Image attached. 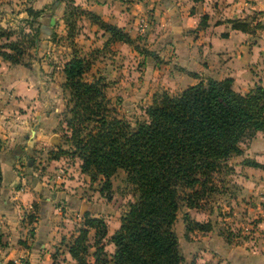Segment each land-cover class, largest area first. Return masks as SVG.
<instances>
[{
  "label": "crops",
  "instance_id": "obj_1",
  "mask_svg": "<svg viewBox=\"0 0 264 264\" xmlns=\"http://www.w3.org/2000/svg\"><path fill=\"white\" fill-rule=\"evenodd\" d=\"M36 1L43 4L48 0ZM71 3L120 27L131 38H143L148 49L141 54L143 79L140 84L132 83L143 89V99L148 97L146 93L150 99L157 85L178 91L207 76H228L231 86L240 92L254 83L264 86V0H72ZM47 11L43 8L40 12L39 31L33 37L37 56L43 48L50 49L52 43L46 39L53 31L49 23L52 15ZM58 16H52L57 26L61 22ZM139 18L143 20L142 28L138 27ZM232 20H239L246 27H232ZM81 23L84 26L75 39L83 43L90 44L98 37L92 44L97 45L107 35L87 17ZM62 27L65 30L64 23ZM54 48L52 44V52ZM47 55L33 59L30 67L0 55V231L3 240L0 264L7 259L18 263L16 258L23 262L20 264H62L70 259L67 248L59 255L54 252L56 240L64 233L56 219L69 221V216L63 217L57 210L62 204L57 206L56 201H61L64 189H56L58 183H53L56 179L65 181L61 184L63 188L69 181L58 171L51 177L43 174L41 165H45V170L56 165L60 155L37 158L35 150L52 149L50 144L59 139L58 133L52 131L59 116L50 115L45 109L62 102L38 93L42 83L54 84L58 89L62 82L59 66L55 82L45 81L44 77L49 78ZM58 56L56 50L55 56L51 55ZM31 162L39 166L37 172L30 166ZM215 242L216 253L209 257L216 260L221 253L222 258L234 262L231 246L221 240Z\"/></svg>",
  "mask_w": 264,
  "mask_h": 264
},
{
  "label": "trees",
  "instance_id": "obj_2",
  "mask_svg": "<svg viewBox=\"0 0 264 264\" xmlns=\"http://www.w3.org/2000/svg\"><path fill=\"white\" fill-rule=\"evenodd\" d=\"M26 10L34 15L42 11ZM88 13L112 37H128L120 27ZM231 22L232 27H246L239 20ZM5 43L10 45L11 40ZM0 55L11 57L1 48ZM85 67V58L77 53L62 64L63 86L70 102L64 116L68 147L57 151L76 155L81 171L101 179V192L108 190L110 176L123 170L136 197L106 239L112 243L110 252L100 240L106 232L104 221L83 214L84 226L67 247L69 255L77 264H181L172 228L179 205L182 201L187 207L199 205L214 188L212 181L229 155L240 153L242 139L254 130L264 133V86L254 83L240 92L231 86L228 76L199 78L174 94L154 92L144 107L145 119L131 122L109 114L103 83L99 78L83 79ZM246 163L262 165L257 160ZM183 220L185 231L212 227L209 220L193 219L187 212ZM88 227L94 229L90 263L85 260L90 246ZM2 264L18 263L7 259Z\"/></svg>",
  "mask_w": 264,
  "mask_h": 264
},
{
  "label": "rangeland",
  "instance_id": "obj_3",
  "mask_svg": "<svg viewBox=\"0 0 264 264\" xmlns=\"http://www.w3.org/2000/svg\"><path fill=\"white\" fill-rule=\"evenodd\" d=\"M29 7L42 11L46 8L49 16L59 14L58 17L61 18L59 26L54 24V20L50 24L53 31L46 37L52 42L50 49L45 47L40 50L41 55L48 54L47 57L50 60H47L49 68L46 74L49 78L44 77L46 82H55L58 66L62 68L63 62L73 53H77L86 61L82 78L85 80L99 78L103 83L109 114L131 122L145 119L144 107L150 102L154 92L165 90L174 94L179 91L157 85L150 99L149 93H146L148 97L143 99V89L140 90L138 86L132 85L134 82L140 84L143 79L141 54L148 51L143 38L141 36L131 38L129 35L122 39L112 37L99 21L94 20L87 11L79 8V5L72 4L71 0H48L43 4L36 0H0V48L11 54L12 58H17L16 61H13L11 57L4 59L30 67L32 60L38 56L39 60L41 56H37L33 49V37L39 31L38 18L41 11L34 15L27 12L26 8ZM85 17L97 23L98 27L103 29V33L107 32L105 38L97 42V45L92 44L98 37L95 40L92 39L90 44L83 43L78 38L75 39L84 26L81 20ZM8 40H11L10 45L5 43ZM52 44L55 47L53 52ZM55 50L59 56L52 58L51 55L55 56ZM67 55L68 58H66ZM63 81L62 73V82L58 89H55L54 84L46 85L45 83H42V88L44 86L46 88L38 89L39 96H47L52 101L62 102L61 105H49L45 109L50 115L59 116L52 128V131L58 133L56 135L59 137L58 141L56 140L55 144L49 143L53 148L47 151L35 149L38 151L37 158H47V155L52 156V154L60 155L61 159L58 163L47 167L46 170L45 165H41L40 162L38 164L43 166V174L46 176L51 177L58 171L64 174L67 182L69 181L63 188L61 184L65 181L58 182L56 179L53 182L58 183L56 189H64L61 201H56L57 206L62 204L57 210L64 214H62L63 217L69 216V221L61 220L60 217L56 219L64 233L56 240L54 252L59 255L69 246L78 229L84 226L83 214L96 216L104 221L106 232L100 240L105 250L110 252L112 243L106 239L117 227L120 215L129 202L135 199L136 194L126 182L125 174L121 169H117L110 176L108 190L101 192V179L99 177L93 179L87 172L79 170V158L76 155L68 151H57L58 147H68L65 137L68 131L65 129L64 116L70 102L68 101L69 92L63 86ZM55 106L57 110L54 109ZM239 146L240 153L229 155L225 165L216 173L212 181L214 188L199 200V205L187 207L183 201L179 205L172 228L177 236L178 250L182 257L181 264H251V262L264 264V133L260 130L251 131L242 139ZM246 160H257L262 165L252 166L246 163ZM30 166H33V170L37 172L39 168L37 164L31 162ZM57 168L60 169L57 170ZM184 212L193 219L209 220L212 224L211 229L185 231ZM93 232L94 229L88 227L87 241L90 246L87 247L85 260L89 263L92 261L91 252L94 248L91 245L94 238ZM217 240L231 246L230 254L231 258L235 259L234 262L222 258L221 253L217 254L216 260L209 257L212 253H216L214 249L215 247L217 249L215 242ZM58 248H61L62 252H59ZM61 260H65V257ZM16 261L18 264L23 263L17 258ZM62 264L77 263L70 256V259Z\"/></svg>",
  "mask_w": 264,
  "mask_h": 264
},
{
  "label": "built area",
  "instance_id": "obj_4",
  "mask_svg": "<svg viewBox=\"0 0 264 264\" xmlns=\"http://www.w3.org/2000/svg\"><path fill=\"white\" fill-rule=\"evenodd\" d=\"M137 23H138V27L139 28H142V26H143V20L141 18L138 19Z\"/></svg>",
  "mask_w": 264,
  "mask_h": 264
},
{
  "label": "water",
  "instance_id": "obj_5",
  "mask_svg": "<svg viewBox=\"0 0 264 264\" xmlns=\"http://www.w3.org/2000/svg\"><path fill=\"white\" fill-rule=\"evenodd\" d=\"M49 23H50V24L53 23V17H52V16L49 17ZM51 141H52V140H51Z\"/></svg>",
  "mask_w": 264,
  "mask_h": 264
}]
</instances>
